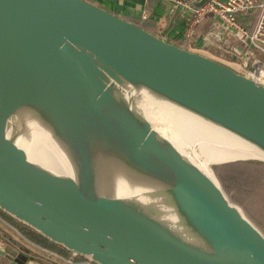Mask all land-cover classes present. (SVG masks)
<instances>
[{"label":"water","instance_id":"1","mask_svg":"<svg viewBox=\"0 0 264 264\" xmlns=\"http://www.w3.org/2000/svg\"><path fill=\"white\" fill-rule=\"evenodd\" d=\"M160 104L264 157V84L86 0H0V212L94 264H264Z\"/></svg>","mask_w":264,"mask_h":264},{"label":"crops","instance_id":"2","mask_svg":"<svg viewBox=\"0 0 264 264\" xmlns=\"http://www.w3.org/2000/svg\"><path fill=\"white\" fill-rule=\"evenodd\" d=\"M121 18L127 19L189 51L215 59L238 73L248 68L242 46L216 19L206 17L190 37L186 36L190 11H184L168 0H86ZM193 4L199 0H192ZM193 7H195L193 5ZM252 26L249 16L239 17ZM210 31L211 37L205 38ZM9 246L22 257L19 264H60L63 256L25 238L18 229L0 216V248ZM0 264H16L0 257Z\"/></svg>","mask_w":264,"mask_h":264},{"label":"built area","instance_id":"3","mask_svg":"<svg viewBox=\"0 0 264 264\" xmlns=\"http://www.w3.org/2000/svg\"><path fill=\"white\" fill-rule=\"evenodd\" d=\"M184 11H190L186 36L190 37L206 17L216 19L242 46L248 68L245 75L264 84V0H209L200 7H193L192 0H168ZM249 16L252 26L245 25L239 17ZM210 31L205 38L211 37ZM71 255L60 264H94L88 259ZM81 258V257H80Z\"/></svg>","mask_w":264,"mask_h":264},{"label":"bare ground","instance_id":"4","mask_svg":"<svg viewBox=\"0 0 264 264\" xmlns=\"http://www.w3.org/2000/svg\"><path fill=\"white\" fill-rule=\"evenodd\" d=\"M161 105V104H160ZM163 106L166 113L180 122V136L171 138L173 142L184 152H190L197 160L198 167L212 180V173L208 170V164L218 161H246L257 160L264 162V157L251 151L237 140L227 136L205 122L194 120L186 114L175 110L172 106ZM29 119V116H24ZM173 136V133L171 134ZM174 147L182 154L175 145ZM183 155V154H182ZM199 155V156H198ZM199 157V160L198 158ZM225 164V163H222ZM214 181V180H213ZM215 182V181H214Z\"/></svg>","mask_w":264,"mask_h":264},{"label":"trees","instance_id":"5","mask_svg":"<svg viewBox=\"0 0 264 264\" xmlns=\"http://www.w3.org/2000/svg\"><path fill=\"white\" fill-rule=\"evenodd\" d=\"M219 165L220 167L214 168L215 175L220 181L225 183V187L227 189L229 188L227 185L228 180L233 181L236 184V187L238 186V183H240L242 187H253L257 189V192L261 195V202L264 203V162L257 160H246ZM228 170H233L234 173L231 174ZM226 173L229 175H225ZM0 216L15 226L25 238L31 240L32 242L53 250L63 256H71V254L66 252L63 248L50 243L33 230L21 225L4 213L0 212ZM76 258L80 260L82 259L80 257Z\"/></svg>","mask_w":264,"mask_h":264},{"label":"rangeland","instance_id":"6","mask_svg":"<svg viewBox=\"0 0 264 264\" xmlns=\"http://www.w3.org/2000/svg\"><path fill=\"white\" fill-rule=\"evenodd\" d=\"M171 122V121H170ZM164 127L170 126V124H162ZM173 133V132H172ZM171 133V134H172ZM199 156V155H198ZM199 160V157H197ZM238 161V160H234ZM245 161V160H244ZM256 161V160H255ZM230 161H218L215 163L208 164V170L212 173V177L215 178L224 194L228 198V200L238 207L243 215L264 234V203L261 201V195L257 192V189L253 187H242L240 183L236 187V184L228 180L227 185L228 189L225 187V183L219 180V178L215 175L214 168L220 167L219 164L226 163ZM231 174L234 173L233 170H228ZM225 175H229L226 173Z\"/></svg>","mask_w":264,"mask_h":264}]
</instances>
